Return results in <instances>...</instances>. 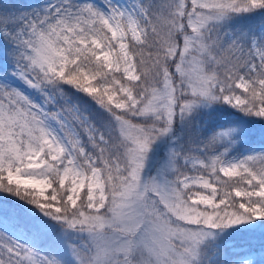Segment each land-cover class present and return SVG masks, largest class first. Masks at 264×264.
<instances>
[{"label": "snow or ice", "instance_id": "snow-or-ice-1", "mask_svg": "<svg viewBox=\"0 0 264 264\" xmlns=\"http://www.w3.org/2000/svg\"><path fill=\"white\" fill-rule=\"evenodd\" d=\"M261 9L264 0H54L32 11L0 5V35L12 45L18 82L0 73V190L77 231L102 221L84 214L102 202L89 193L98 176L123 171L128 187L140 180L147 196L134 207L142 227L117 264H195L210 229L264 218V152L235 161L215 154L237 128L173 151L170 176L144 177L153 142L178 115L220 102L264 118V43L245 45L217 23ZM181 192L193 207L180 209V218L193 227L175 248L159 221L178 207ZM0 264L59 262L0 241Z\"/></svg>", "mask_w": 264, "mask_h": 264}, {"label": "rangeland", "instance_id": "rangeland-1", "mask_svg": "<svg viewBox=\"0 0 264 264\" xmlns=\"http://www.w3.org/2000/svg\"><path fill=\"white\" fill-rule=\"evenodd\" d=\"M53 3L54 0H0V5L22 11L47 9ZM217 23L220 31L229 38L244 36L242 42L245 45H250L253 38L257 39L258 44L264 43V9L230 13ZM11 47L0 35V73L6 72L11 80L17 82L12 76L14 69L8 57ZM97 112L100 119L105 118L103 113H99V110ZM260 119L264 118L245 114L242 116L218 102L200 105L190 115H178L174 118L171 130L153 142L146 159L144 177L147 179L162 174L170 176L173 151L229 128L239 129L235 139L224 138L216 146L215 154H222L226 159L235 161L262 153L264 142L259 140L255 128ZM132 123L136 124L137 121L133 120ZM125 167L123 163L120 165L121 170ZM221 179L228 178L221 173ZM128 180L129 176L123 171H113L111 175L105 171L102 176L97 177L95 186L89 187V193L94 194L96 200L102 201L90 206L96 208L95 212L84 213L102 216V221L91 230L85 228L76 231L66 224L36 217L31 218L35 225L19 223V226H15L16 223L3 214L5 207L0 204V241L18 243L43 256L54 258L59 264H77V261L80 264H117L119 255L130 250L133 237L142 227V223L136 222L134 206L137 197L143 200L147 196L145 191L138 190L140 180L132 178V187L126 186ZM88 184L92 185V181L89 180ZM37 190L46 191L43 187ZM80 191L83 192V187ZM179 196L178 207L170 210L171 215L161 216L159 221L161 230L175 248L180 246L177 241L185 239L187 229L193 227L187 221H182L179 215L180 209L192 208L193 204L186 200L182 192ZM105 207H108L112 215L102 212ZM209 231L211 235L201 243L200 255L195 264H264V218L249 217L239 224ZM40 232L41 236L37 237L36 234Z\"/></svg>", "mask_w": 264, "mask_h": 264}, {"label": "trees", "instance_id": "trees-1", "mask_svg": "<svg viewBox=\"0 0 264 264\" xmlns=\"http://www.w3.org/2000/svg\"><path fill=\"white\" fill-rule=\"evenodd\" d=\"M260 135L263 137L259 138L264 141V133L260 132ZM0 203H3L6 209V213H4V215H7L8 219L13 220L17 226H19V223L23 225L32 223L34 219L31 218L33 217H37L42 220L50 219L53 223H60L61 225L65 224L62 221H58L50 216H47L45 211L38 205L32 204L30 200L17 196L15 193L0 190ZM79 204L80 201H77V205ZM10 212L12 213L10 214ZM36 236L40 237L41 232L37 233Z\"/></svg>", "mask_w": 264, "mask_h": 264}]
</instances>
